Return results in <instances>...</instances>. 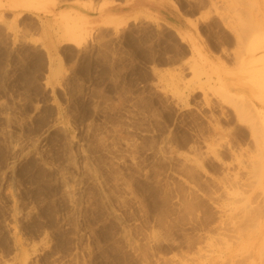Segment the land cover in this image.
Segmentation results:
<instances>
[{
  "label": "rangeland",
  "instance_id": "1",
  "mask_svg": "<svg viewBox=\"0 0 264 264\" xmlns=\"http://www.w3.org/2000/svg\"><path fill=\"white\" fill-rule=\"evenodd\" d=\"M166 1L225 63L264 56V0ZM29 9L0 0V264H264V103L150 16L52 50Z\"/></svg>",
  "mask_w": 264,
  "mask_h": 264
},
{
  "label": "crops",
  "instance_id": "2",
  "mask_svg": "<svg viewBox=\"0 0 264 264\" xmlns=\"http://www.w3.org/2000/svg\"><path fill=\"white\" fill-rule=\"evenodd\" d=\"M12 2L30 7L19 14L21 17L29 18L30 22L26 29L28 36L38 38L40 47L52 50H57L64 44H73L70 40L72 38L83 45L102 31L126 27L135 17L144 20L146 16H150L157 21L156 23L171 30L191 53L192 50H196L194 56L205 59L206 66L215 72L222 92L248 99L258 107L264 103V75L258 82L256 75L259 72L253 68L264 61V56L253 53L242 65L237 66L225 63L221 54L210 53L208 46L198 41L187 19L166 0H70L60 3V6L56 5L58 0H12ZM57 22L67 30L66 39L69 40L57 43L51 30L54 24L58 25ZM87 35H90V38Z\"/></svg>",
  "mask_w": 264,
  "mask_h": 264
},
{
  "label": "bare ground",
  "instance_id": "3",
  "mask_svg": "<svg viewBox=\"0 0 264 264\" xmlns=\"http://www.w3.org/2000/svg\"><path fill=\"white\" fill-rule=\"evenodd\" d=\"M243 95V94H242ZM262 229V228H261ZM263 232V231H262Z\"/></svg>",
  "mask_w": 264,
  "mask_h": 264
}]
</instances>
